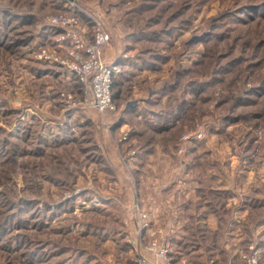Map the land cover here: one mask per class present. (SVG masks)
<instances>
[{
	"label": "rangeland",
	"instance_id": "1",
	"mask_svg": "<svg viewBox=\"0 0 264 264\" xmlns=\"http://www.w3.org/2000/svg\"><path fill=\"white\" fill-rule=\"evenodd\" d=\"M63 18L108 34L113 108L85 106ZM186 204L215 227L174 244ZM262 215L264 0H0V264H185L173 246L224 243L191 264H264ZM164 240L163 262L146 248Z\"/></svg>",
	"mask_w": 264,
	"mask_h": 264
},
{
	"label": "built area",
	"instance_id": "2",
	"mask_svg": "<svg viewBox=\"0 0 264 264\" xmlns=\"http://www.w3.org/2000/svg\"><path fill=\"white\" fill-rule=\"evenodd\" d=\"M64 17V15L60 16ZM74 23V20L56 19L51 20L50 26L54 27H67L65 36L57 37L55 40L61 43L65 38L69 40V45L72 46V51L68 52L70 61L67 63L69 70L75 75L77 80L84 85L85 106L94 109L98 112H103L107 108H113L111 104L110 89L114 81L116 73L120 71V64L118 62L107 63L101 59V52L108 43V34L101 28L100 22L95 21L93 25V41L88 43L82 37V28H71L66 24ZM59 25V26H57ZM75 52L77 54H75ZM81 57H85L82 59ZM47 59H50L47 57ZM125 139V138H124ZM150 247L146 248L149 252L154 253L157 258L166 260L169 255L170 241L164 240L161 246H156V242H152ZM252 253L249 256L243 255V264H260L257 251L252 247ZM136 264H157L149 262L146 257L138 255ZM164 262V261H163ZM170 259L165 261L164 264H169Z\"/></svg>",
	"mask_w": 264,
	"mask_h": 264
},
{
	"label": "crops",
	"instance_id": "3",
	"mask_svg": "<svg viewBox=\"0 0 264 264\" xmlns=\"http://www.w3.org/2000/svg\"><path fill=\"white\" fill-rule=\"evenodd\" d=\"M111 53H113L112 50H110V54ZM116 53L117 52L115 51V56H116ZM131 103L132 102L127 103V106H128L127 112L129 113L133 111V108L131 107V105L133 106L134 104H131ZM255 204H258V203H255ZM255 204H253L254 207L255 206L258 207V205H255ZM238 209H241V208L239 207ZM179 215H182V218H185L182 221V224H179L178 226L170 225L171 230H169L172 233L171 240H172V243L174 244L183 243L181 242V240H184L191 233L190 232L191 227L187 225L189 220H192V222L196 223V227L198 226V229H199L198 235H204L205 233L204 230L206 228H201V226L202 227H215V226H212L211 224H207V222L204 221L207 218H210V215L207 216V214L205 212H202L201 210L194 211L191 208L188 209L187 204L183 206L182 212ZM252 224H253V227L250 229V232H249L250 239H248L250 241L249 242L247 241L248 242L247 247L249 245H253L257 249H259L260 253H262L264 251V231L263 230L260 231V229L262 228V226H264V215H262L259 219L254 220ZM232 228L233 229L236 228L235 223L233 227L230 226V229ZM230 229H227L226 234L230 233ZM237 237L239 239V242L241 241L240 243H244L245 240L242 239L241 236L239 237L237 235ZM239 242H237V244ZM232 246H229L227 243H224V246H199L197 244L188 245V246H173L172 255L176 258L183 257L186 262L185 264H191V261L193 259L200 258L201 256L202 257L206 256L207 258H210V257L217 258L218 249H223L225 251H232L233 249Z\"/></svg>",
	"mask_w": 264,
	"mask_h": 264
},
{
	"label": "trees",
	"instance_id": "4",
	"mask_svg": "<svg viewBox=\"0 0 264 264\" xmlns=\"http://www.w3.org/2000/svg\"><path fill=\"white\" fill-rule=\"evenodd\" d=\"M183 105H180L179 107L180 108H185L184 106L187 104L185 101H183V103H182ZM182 106V107H181ZM179 112V111H178Z\"/></svg>",
	"mask_w": 264,
	"mask_h": 264
},
{
	"label": "water",
	"instance_id": "5",
	"mask_svg": "<svg viewBox=\"0 0 264 264\" xmlns=\"http://www.w3.org/2000/svg\"><path fill=\"white\" fill-rule=\"evenodd\" d=\"M69 1H74V0H69Z\"/></svg>",
	"mask_w": 264,
	"mask_h": 264
}]
</instances>
